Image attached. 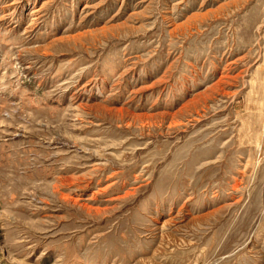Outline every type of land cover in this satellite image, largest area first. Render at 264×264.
I'll return each mask as SVG.
<instances>
[{
    "label": "rangeland",
    "instance_id": "1",
    "mask_svg": "<svg viewBox=\"0 0 264 264\" xmlns=\"http://www.w3.org/2000/svg\"><path fill=\"white\" fill-rule=\"evenodd\" d=\"M0 264H264V0H0Z\"/></svg>",
    "mask_w": 264,
    "mask_h": 264
},
{
    "label": "bare ground",
    "instance_id": "2",
    "mask_svg": "<svg viewBox=\"0 0 264 264\" xmlns=\"http://www.w3.org/2000/svg\"><path fill=\"white\" fill-rule=\"evenodd\" d=\"M226 76V75H225Z\"/></svg>",
    "mask_w": 264,
    "mask_h": 264
}]
</instances>
